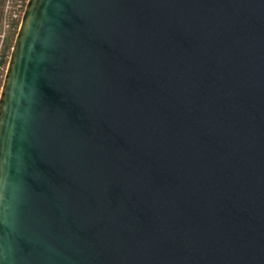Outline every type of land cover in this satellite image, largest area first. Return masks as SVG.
Returning <instances> with one entry per match:
<instances>
[{"label": "water", "instance_id": "obj_1", "mask_svg": "<svg viewBox=\"0 0 264 264\" xmlns=\"http://www.w3.org/2000/svg\"><path fill=\"white\" fill-rule=\"evenodd\" d=\"M0 264H264V0H26Z\"/></svg>", "mask_w": 264, "mask_h": 264}, {"label": "trees", "instance_id": "obj_2", "mask_svg": "<svg viewBox=\"0 0 264 264\" xmlns=\"http://www.w3.org/2000/svg\"><path fill=\"white\" fill-rule=\"evenodd\" d=\"M16 3L17 0H0V87L24 4L14 9Z\"/></svg>", "mask_w": 264, "mask_h": 264}, {"label": "rangeland", "instance_id": "obj_3", "mask_svg": "<svg viewBox=\"0 0 264 264\" xmlns=\"http://www.w3.org/2000/svg\"><path fill=\"white\" fill-rule=\"evenodd\" d=\"M25 2H26V0H17V3L15 4V6H14V9H16V7L17 6H19V5H22V3H24L23 5H22V11H23V8H24V5H25ZM21 9V8H20ZM22 11H21V14H20V17H19V21H20V18H21V15H22ZM18 12H16V14H17ZM19 24V23H18ZM5 70V69H4ZM4 74V73H3Z\"/></svg>", "mask_w": 264, "mask_h": 264}]
</instances>
